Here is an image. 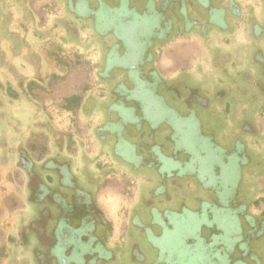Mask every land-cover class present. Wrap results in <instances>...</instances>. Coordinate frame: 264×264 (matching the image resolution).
Segmentation results:
<instances>
[{
    "label": "flooded vegetation",
    "instance_id": "obj_1",
    "mask_svg": "<svg viewBox=\"0 0 264 264\" xmlns=\"http://www.w3.org/2000/svg\"><path fill=\"white\" fill-rule=\"evenodd\" d=\"M182 1L187 8L172 7L174 0L170 7L167 0H58L45 34L62 30L60 42L99 52L100 93L83 102L100 114L92 130L99 157L79 160L69 153L72 137L58 136L26 93L52 78L48 56L34 48L46 40L32 0H0V106L12 107L0 121L10 130L0 137V163L24 176L26 206L6 236L8 264H264V215L251 214L241 197L246 172L252 184L264 182V147L253 138L257 154L246 143L259 134L254 115L264 106V0L247 8L237 0ZM176 24L199 32L172 36ZM241 25L246 45H216L219 33L233 35ZM192 38L211 68L196 84L189 75L202 74L204 57L196 74L182 73L180 62L159 67L163 47ZM181 75L189 82L161 89ZM76 103L71 97L66 106ZM222 108L242 117L240 136L221 123ZM101 158L110 160L109 172L130 177L134 191L116 241L97 200Z\"/></svg>",
    "mask_w": 264,
    "mask_h": 264
},
{
    "label": "rangeland",
    "instance_id": "obj_2",
    "mask_svg": "<svg viewBox=\"0 0 264 264\" xmlns=\"http://www.w3.org/2000/svg\"><path fill=\"white\" fill-rule=\"evenodd\" d=\"M172 1L173 0H167L166 6L169 4L168 7H170ZM31 3L32 8L35 10L37 17H39L40 20L38 23L40 31L44 34L45 32L47 33L51 31L53 29L54 16L57 14L56 11L59 7L58 0H32ZM174 3L182 9L187 8V5H185L182 0H174L172 7L176 8L177 6H175ZM188 14H192L191 10L188 11ZM193 23L195 24V22ZM182 30L180 24H176L173 28L172 36L177 35L179 37H185L189 34L193 36L197 31L199 32V27L196 25L190 27L188 31L183 30V32ZM254 31L259 30L255 28ZM54 34L55 38H53L52 34H45L42 38H45L46 41L42 43V45L40 42H34V45L37 47L33 45L38 51L41 50L43 55L48 56V59H46L47 67L52 74V78L48 84H46L45 87H41L40 95L38 94V90L35 91L38 95L36 96L37 101L40 102L44 108V113L50 124L53 125L55 131H57V135L59 136V134H63L72 137V143L73 141L74 143L72 150L69 151V153H72L73 156L79 160H81L82 157H85V154H88L92 158H98L99 144L97 143L92 130L93 127L97 125L98 121H100V114H95V112H93V106L88 104V101L86 103L83 102L88 97V94L92 93L98 97L100 93L101 82L94 74L95 69L97 68L96 63L99 59V52L96 48L87 51L77 48L74 44L60 42V39L62 40V37L65 36L62 30H57ZM184 39L188 40L187 36ZM192 41L193 42L191 43L187 41V44L180 41L175 44L173 43L174 45H170L169 48L166 46L163 47L161 49L162 57L160 59L159 67L166 70L168 67L171 68L176 63L180 62L184 69L182 73H194V67L198 65L196 62L200 59L199 56L203 54L202 52H205V49L202 51V49L198 48L199 45L196 39H192ZM187 45L191 47L192 51H188L189 54L183 57L182 54L186 51L184 49L188 48ZM195 47H197L196 54L191 55L190 52L193 53ZM45 51H47L48 54ZM56 56L59 57V61L58 58L56 59ZM173 56L176 58H173ZM187 58L189 59L186 60ZM78 59H80V61H78ZM199 69L196 73L200 72ZM183 75H181L180 79H177L176 81L166 82L163 80V82L166 83L165 85L162 84L160 86L161 89L169 85V83H173L175 84L174 87H177L179 86V82L183 79L184 81L189 82V80L186 79V76ZM189 78L192 84L199 83L197 80L198 77L195 75H189ZM71 97L79 98V104L72 110L66 108L68 99ZM81 103H83L82 107H80ZM11 109L12 107H9L6 104L0 106V121L5 113H11ZM11 119H13V116H11ZM28 126L30 128L29 124ZM7 130L10 132L7 126L0 124V137ZM57 135L55 136L57 137ZM86 147H88V149L85 150ZM106 161L110 160H106L105 158L99 160L101 163L100 167L103 166L104 170L100 169L101 171H99L100 174L98 175L102 181V186L97 193V200L99 201L106 217L112 221L113 225L118 229L123 225L125 216H127L133 205L132 193L134 191L129 188L131 186L130 177L128 178L127 175H123L114 170L109 172V163ZM138 176L137 182L143 179L140 177L141 175ZM13 178L15 182V190L10 192L8 185L12 186L11 180ZM13 178L10 176H0V264H8V255L4 253L8 252V254H10L11 251L6 245V236L13 230V227L15 226L13 222L21 211V208L22 211L26 209L22 199L24 176L22 173L15 172ZM139 178L141 179L138 180ZM143 188L145 189V186ZM189 261L192 263L193 258L190 257Z\"/></svg>",
    "mask_w": 264,
    "mask_h": 264
},
{
    "label": "crops",
    "instance_id": "obj_3",
    "mask_svg": "<svg viewBox=\"0 0 264 264\" xmlns=\"http://www.w3.org/2000/svg\"><path fill=\"white\" fill-rule=\"evenodd\" d=\"M241 6L243 8H247L250 6H255L258 4L259 0H237ZM213 35H216L217 33L212 32ZM248 32L245 30L244 26L241 25L240 27H237L235 29V32L233 35H228V34H220L219 33V38L215 39L216 40V45L219 46L221 49L223 50H234L237 47H243V45H246L248 43ZM195 39V38H192ZM191 39V41H192ZM188 48L184 49L186 51L183 52V57L185 55H188L189 52L188 51H192L191 47H189V45H187ZM193 46V45H192ZM197 46V45H196ZM198 48H200L198 46ZM197 47H195V50L193 53L190 52L191 55L196 54ZM204 51V50H202ZM206 52V50H205ZM205 52H202L203 54L200 55L202 58L204 57L203 60H201L200 66L199 68L202 69V74H197V77L200 78V76H203L204 74H207V72H211V68H210V62H209V57L205 55ZM189 58H187L186 60H188ZM38 87V86H37ZM27 88V87H26ZM38 90V94L40 95V90H41V86H39L37 89L34 90V92L30 93V91L27 89L26 93H28L29 96H32L33 99H35V102L38 103L37 101V97L38 96L35 91ZM8 94V96L13 97L14 99H16V103L19 106H26L25 101L22 98L21 94H17L15 91H11L10 93H6ZM15 101V100H14ZM40 103V102H39ZM77 106V103H76ZM75 106V107H76ZM75 107H67L68 109H74ZM241 109H239L240 111ZM216 112L219 113L220 117L219 119L221 120V123H225L227 124L228 127L230 128H237L236 130V137L240 136L239 134V129L242 128V117H240V115H237V113H235L234 117L232 116V114L234 113L232 108L229 109H218ZM257 114L254 115V121L256 123L257 126V132L259 133L257 136H247L246 141L248 140V142L246 143H250V150L254 151L257 153V151L255 150L256 148V143L258 141L259 145L261 147H264V106H261L258 108L257 110ZM217 116V115H216ZM256 138L258 141H253ZM263 140V141H262ZM255 154V153H254ZM258 154V153H257ZM15 170L18 169H14V167L12 165H3L0 163V176L4 177V176H10V177H14L15 175ZM20 172V171H17ZM253 172L249 171L246 172V176L244 179V183L246 185L243 193L241 192V197L242 199L246 202V204L248 205L249 211L251 214L255 215V216H259L261 214L264 215V182L263 180H258L256 181V183L252 184V178H253ZM11 184L12 186L8 185V188L10 189V192L15 190V185H14V178L11 180ZM17 192V191H16ZM254 195V196H252ZM17 216L15 218V221L13 222V224L16 223L17 221ZM121 227L120 226L118 229H116V226L114 225V230H113V236H112V240L116 241L117 239H119L122 235V231H121ZM8 236V234H7Z\"/></svg>",
    "mask_w": 264,
    "mask_h": 264
}]
</instances>
